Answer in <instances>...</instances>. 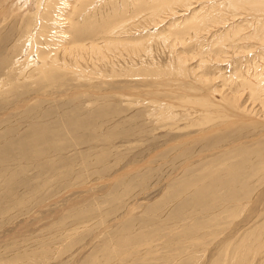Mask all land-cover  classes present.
Instances as JSON below:
<instances>
[{
	"label": "rangeland",
	"instance_id": "1",
	"mask_svg": "<svg viewBox=\"0 0 264 264\" xmlns=\"http://www.w3.org/2000/svg\"><path fill=\"white\" fill-rule=\"evenodd\" d=\"M46 1L0 0V264H200L210 233H220L235 201L251 194L245 187L259 173L252 168L264 165V134L257 138L264 122L239 117L221 95H238V88L243 105H253L248 88L230 82L241 81L247 65L264 57L255 42L230 37L232 24L248 34L253 19L241 15L218 30L225 33L220 39H198L193 32L179 36L189 27L184 17L218 14L222 21L228 16L219 2L188 0L197 3L195 12L175 6L178 13L167 18L175 23L156 28L145 16L151 0H67L66 7V0H51V8ZM74 2L82 8L71 13ZM45 5L50 19L66 15L68 36L78 44L106 37L112 25L129 37L112 46L109 63L92 64L94 57L85 56L77 67L93 79L81 72L79 80L80 71L72 76L67 56L72 68L54 71L51 80L21 79L25 57L35 58L40 40L28 38L32 29L39 34ZM49 30L42 32L47 52L52 42L62 43ZM169 30L170 38L184 37L182 44L165 43L160 35ZM222 38L231 39L224 60L201 65ZM176 52L186 67L180 81L172 78L178 77L171 68ZM208 95L228 118L203 123ZM163 102L176 121L157 114Z\"/></svg>",
	"mask_w": 264,
	"mask_h": 264
},
{
	"label": "bare ground",
	"instance_id": "2",
	"mask_svg": "<svg viewBox=\"0 0 264 264\" xmlns=\"http://www.w3.org/2000/svg\"><path fill=\"white\" fill-rule=\"evenodd\" d=\"M79 1L83 2L84 0H79ZM194 1L196 2L197 0H194ZM46 2L49 5V7H50V4L54 3V1H51V0H47ZM82 2H74L72 4L71 10H70L71 13H74L75 11H77L78 8L79 9L82 8V7H79V5ZM95 2H97V1H95ZM95 2H93L94 4L90 5V7H89L90 10L96 5ZM151 2L149 1V3H151L150 7H148V5L147 6L144 5L145 9H146L145 16H146V18H148L150 23H152L154 21L152 23V25H154V27H156V28H159V26H165V25H166L165 28H170L171 24L175 23V22H173V20L167 19L170 16L175 15V13L177 12V10H175V8H176L175 6H179V7L183 6L185 11H188V12L194 11L195 12V10H196L195 6L197 5V3H196L195 6H191V5H193L192 4L193 2L192 3L188 2V0H153V1L151 0ZM202 2H204V3L207 2L206 5H210L211 7H213V5H216L215 2H219L218 3L219 6L221 8H223V10L227 11V14H225V15H227L228 17L221 21V16L218 14L215 15V13H214L215 16L210 18V17H208V15H203V14H202L203 16L199 15L202 17H198V15L194 16L193 15L194 13L191 14V12H190L188 14V15H190L189 17L185 16L184 17L185 19L183 18L189 27L188 28L185 27V29H187L186 31L184 29L185 32L179 31L178 32L179 36H184V37L188 36V35L191 36V33L193 32L194 33L193 36L195 38H198V39L201 37V35H203L205 37L207 35L208 37H212V39H214L215 36L216 37L220 36L219 37V39H220L221 36L224 35L225 33L222 34L221 32H218V30H221V29L223 30V28H224V30H227V29H225L226 27H222L225 25V23L227 21L232 20L236 17L238 18L239 16L241 17V15H249L253 19L252 20L253 21L252 22V25H253L252 30L248 34H245L244 32L240 33V31H238V32L236 31L238 29L237 28L238 26H235L234 24H232V26L230 28L234 31V34H233V37H232V35L230 37H231V39L239 37V40H242L245 42L246 41H253L256 43L258 48H260L262 50V53H263V51H264V0H204ZM55 3H57V1ZM64 3L65 4H62L63 6L65 5L64 7H66V5L69 4L68 1H67V3L64 1ZM199 3H201V2L199 1ZM48 5H45V7H44L45 10L43 12L44 13L46 12L45 17L43 19L39 18L42 25L36 24L39 34L36 33L35 29H32V31L30 33L31 37L28 38V41H33L32 44H34L35 43L34 40H35V37L37 35V37L39 38L40 41H38L39 44L37 43L38 48H37V51L35 50L36 51L35 58L25 57V60H27L26 66L25 65L22 66V68L19 72V74L22 76L21 79L26 80V79L42 77L46 80L47 79L51 80V79H53V77L50 74L55 73L54 71L65 70L66 68H67L66 70H68L69 68L73 67V69H75V70L69 69V72L73 71L71 73L73 76V73H76L75 71H80V72H78V74L77 73L75 74L77 77L79 75L78 78L80 80V78L82 76L81 72H83V69H80L77 66L84 61L87 62L86 61L87 57H85V56L90 55V57H94L95 61L92 60L93 61L92 64H94V63L98 64V62L109 63L107 60H110L111 53L115 52V50H113L114 48H112V46L117 45L119 43L123 44L124 42H121L122 40L121 41H119V40L122 38L129 37L128 35L125 34L126 32L121 29V25L120 26L117 25V27H114L112 25V26H110V29H108V31H106V33H107L106 37H104V36L100 37L101 36L100 35V36H97V38H96V36H94L95 38H93V40L89 39L90 41H82V43L78 44V43H76V40L70 39L71 38L70 34L68 36V33H67L68 31H66V30L70 28L71 22H69V23L66 22V19H67L66 15H64L62 18L58 16L60 20L56 19L57 17L53 18L52 17L53 15H52L51 16L52 18L50 19L48 17V12H47ZM51 7H52V5H51ZM191 8H193V9H191ZM61 9H63V8L61 7ZM67 9H69L68 6H67ZM201 9H202V7H201ZM53 10H55V9H53ZM2 11H4V10H2ZM84 11L86 13L88 10L86 11V9H85ZM66 12H68V11H66ZM54 15H56V14H54ZM191 15H193L194 17L192 16L193 17L192 18ZM225 15H224V13H222V17ZM49 21L51 24L49 23ZM86 21H88V20H86ZM75 22H74V24H75ZM82 23L84 24V22H82ZM227 24H229V23H227ZM47 25H48V28L51 29L49 31L50 32L52 31L51 32L52 35H49V37H55V39L53 38V40L58 39L57 42H60V41L62 42L58 45L52 42L51 45H53L54 48H53V50H51V51L49 50L48 52L44 51L43 46L45 45L44 46L45 48H47V47L49 48L48 41H47L49 39L46 40L45 37L43 36L44 34L42 33L43 29ZM246 25H245V27H246ZM39 26H41V27H39ZM53 26L58 27L56 29L57 31L55 33L53 30L54 29ZM77 26H78V24L75 26V28ZM177 26H180V25L178 24ZM34 28H35V26H34ZM80 28H79L78 32L76 31V33L82 32V30H80ZM181 29H182V27H181ZM170 30L165 34L160 35V37H162L164 39L165 43L167 45H169V47L171 45L175 46L178 44H182L184 37H182V38L179 37V39H176L178 37H177V34L175 33L176 35L175 34H173V35H175L176 38H174V37L170 38L171 34L174 33V32L171 33ZM177 30H180V29L177 28ZM25 31H27V30H25ZM72 32H73V30H72ZM84 33H85V31H84ZM169 33H171V34H169ZM27 36H28V34H27ZM114 38L116 40H114ZM195 38L191 37L190 40L188 39L187 41H197L198 42V40ZM78 39L80 40V37ZM231 39L224 38L223 40H221L220 46H219V48H217L218 50L216 49V51L214 52L215 54H213L214 56L210 55L212 57H210V56L205 57L207 59H204V60H203V57H201L200 58L201 65H204L205 62L208 63L210 61H212V62L223 61L224 59H222V58L224 57V53L226 54L227 50L230 49L225 43ZM50 41H52V39ZM198 43L199 44L196 43L197 45H194V47H196V46L200 47V42H198ZM211 43H213V42H211ZM187 44H188V42H187ZM201 45H203L202 42H201ZM252 46H254V45H252ZM34 49H32V50H34ZM193 49H195V48H193ZM29 50H30V48H29ZM32 50H30V51H32ZM232 51H233L232 52L233 55L236 56V54L238 52H236L235 50H232ZM222 52H223V55H221ZM32 55H31V57H32ZM176 55H178L177 52H176ZM66 56L70 57V58L72 57L73 62H74V65L73 66L71 65L72 67L71 66L68 67V63L66 62V60L63 59V57L65 58ZM183 56L178 55L176 57L177 58L176 63L171 66V68L174 70V74H176L178 76L177 78L172 77L173 80L178 79L180 81L181 80V78H179L180 76H186L185 75L186 74V71H185L186 67L182 64ZM191 56H193V55H191ZM18 60L15 63L17 65L20 63V60L19 61ZM225 60H227V59H225ZM263 60H264V57H262V58L259 57V61L262 65L258 64L257 62L251 63L250 65L248 64L245 71H242L243 75L241 76V81H238V82L237 81H235V82L230 81L233 83L234 86L235 85L240 86L239 89L244 85L246 86V88H248L249 97H251V99H254V102H255V103L253 102L252 106L248 107L247 105H243V103L246 101L243 102L244 99L242 96H245V95H243L244 93L241 94V92L238 91V88L236 91V94L238 93V95H231L230 96V95H228L229 93L228 94L227 93L221 94L225 101H227V102L230 101V103H232L234 105V108L236 109L237 113L239 114V117H241L243 119H245V118L249 119L250 117H252V118H259V119H261L262 122H264V62H263ZM256 65H258V66H256ZM10 66H12V65H10ZM259 66H260V68H259ZM33 70L38 71L37 74H39V75L34 77V75H32ZM18 71H19V68H18ZM58 73H56V74H58ZM89 73L94 74L91 71H89L88 74L83 72L84 76H87V77L91 76L93 79L94 78L93 75H91ZM100 76H102V75H100ZM131 76H134V75H131ZM198 77L200 78V76H198ZM37 79H39V78H37ZM16 80H15V82H16ZM18 80H20V79L18 78ZM40 80H41V78H40ZM207 80L208 79H206V81ZM1 81L3 82V80H1ZM230 82L228 83L229 84L228 89H230V87L232 86V84H230ZM0 84H1V86H0V91H1L2 90V88H1L2 83L0 82ZM242 84H244V85H242ZM223 91L225 92V90L223 88H220L218 90L219 93H222ZM188 95H190V94L188 93ZM163 103H164V105L159 107L161 112L159 113V111H158L157 114L159 116L163 117L164 119L171 120L174 118V120L176 121V119H175L176 113H174L173 110H171V108H170L172 106L168 105L165 102H163ZM202 108H203L202 114H203V119H204L203 123H205L206 125L208 123L214 121V120L217 121V120H223V119L228 118V116L224 113V110L219 109L215 105H212L209 95H208V97L205 98V101L202 104ZM194 120H195V118H194ZM203 123H201L200 125L203 126ZM263 134H264V132H262V134H258L257 138H259ZM262 149H260L261 155H262V153H261ZM263 156H264V154H263ZM258 162H260V159L256 163H258ZM260 163L264 164V162L263 163L260 162ZM256 165H258V164H256ZM256 165L253 168L251 166V168H252V170L254 169L255 172H259V173L256 175H253L252 170L250 171V173L252 174V176L250 178L252 180H250V182L251 181H253V182H251L249 185L250 186L252 185V188L250 186L245 187V190H247V189L251 190L250 191L251 194L247 193V191H246V195L249 194L246 201H244V202L235 201L236 203L230 209V210H232V212L227 214V217H229L228 218L229 220L227 219L228 222L221 229L220 233L214 234L213 231L210 233L211 245L206 247V251L204 254L205 258L203 259V261L200 264H264V218L263 219L257 218L258 216L261 217L262 213L264 214V165H262L261 167H258L259 165L258 166H256ZM133 259H134V257L132 258V260ZM125 261H127L125 264H127L128 262L131 263V260L128 261V259H127Z\"/></svg>",
	"mask_w": 264,
	"mask_h": 264
}]
</instances>
